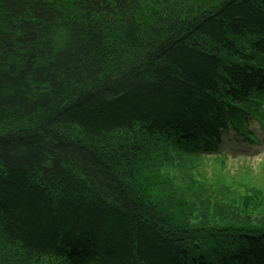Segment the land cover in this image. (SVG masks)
Returning <instances> with one entry per match:
<instances>
[{
    "label": "trees",
    "instance_id": "trees-1",
    "mask_svg": "<svg viewBox=\"0 0 264 264\" xmlns=\"http://www.w3.org/2000/svg\"><path fill=\"white\" fill-rule=\"evenodd\" d=\"M255 125L264 0H0V264H264Z\"/></svg>",
    "mask_w": 264,
    "mask_h": 264
},
{
    "label": "rangeland",
    "instance_id": "rangeland-1",
    "mask_svg": "<svg viewBox=\"0 0 264 264\" xmlns=\"http://www.w3.org/2000/svg\"><path fill=\"white\" fill-rule=\"evenodd\" d=\"M256 133L261 135L262 130L260 127L254 126ZM220 152L224 154H228L229 161L227 163V170L232 174H242V172H247L249 175H246V181L250 182L253 185V181L258 184L264 183V142L262 145H251V144H244L240 142L239 138H236L235 134H225V140L220 145ZM214 153L211 154V157ZM215 164V163H212ZM249 169V170H248ZM214 171L217 173L219 172L218 168H214ZM162 173L164 176L174 179L178 181V184L180 186L185 185V182L182 180V176L179 172V169L177 166L167 167L165 166L162 169ZM215 173V174H217ZM214 174V173H213ZM212 176V175H208ZM213 177V176H212ZM212 177H209L210 179ZM213 184L221 185L222 181H215L213 180ZM250 185V184H249ZM261 186V187H262ZM198 198L204 199L206 201V204L208 207L213 208L215 203H221L224 201L223 198L220 197H213L209 198V200H206L202 194H198ZM226 203V202H225ZM239 206L240 202H236L233 204V206ZM223 207V206H222ZM264 208L261 207L259 211H262ZM195 214V213H194Z\"/></svg>",
    "mask_w": 264,
    "mask_h": 264
}]
</instances>
